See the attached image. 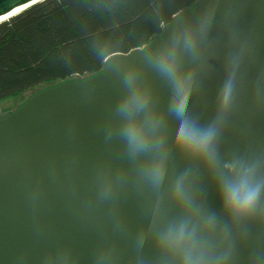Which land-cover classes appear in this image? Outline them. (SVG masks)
Instances as JSON below:
<instances>
[{
	"label": "water",
	"instance_id": "water-1",
	"mask_svg": "<svg viewBox=\"0 0 264 264\" xmlns=\"http://www.w3.org/2000/svg\"><path fill=\"white\" fill-rule=\"evenodd\" d=\"M35 5L0 0V16L23 9L11 20ZM186 39L193 41L195 55L185 48ZM165 54L174 55L180 74L191 76L188 114L203 125L220 112L223 85L233 79L218 149L223 160L256 165L264 178V0H202L161 38L152 37L150 47L112 55L98 75L46 90L0 115V264H160L141 210L148 194L116 184L121 172L134 174L116 111L128 95L129 73L151 101L137 120L159 121L154 135L167 153L168 215L179 214L168 198L172 180L192 168L198 198L207 211L220 214V229H231L227 241L220 229L215 235L218 252L231 249L225 264H264V216L234 223L221 211L217 178L171 144L173 89L146 59ZM107 186L112 196L105 200Z\"/></svg>",
	"mask_w": 264,
	"mask_h": 264
},
{
	"label": "clouds",
	"instance_id": "clouds-1",
	"mask_svg": "<svg viewBox=\"0 0 264 264\" xmlns=\"http://www.w3.org/2000/svg\"><path fill=\"white\" fill-rule=\"evenodd\" d=\"M43 2L36 0L37 4ZM184 46L195 55V45L191 39H186ZM146 59L173 89L169 113L176 123L171 144L190 160L202 162L217 178L221 211L237 224L253 216H264V209L260 206L264 178L260 177L258 167L241 159L223 160L218 149L224 117L233 97V79L230 77L223 85L220 112L213 122L203 125L188 114L192 96L191 76L179 73L174 55ZM124 84L128 95L116 110L124 121L119 139L125 145L134 174L121 172L116 177V184L148 194L141 203V210L148 221L149 233L154 237L160 264H225L231 249L223 253L216 250L215 235L220 229V214L207 211L198 198L192 168L184 169L172 180L168 198L179 209V214L175 217L168 215L163 191L167 153H162L165 147L163 139L154 135L159 121L148 118L141 123L137 120V116L149 108L150 97L138 86L134 73L124 77ZM154 153L162 154L155 157ZM111 196L112 187H104L102 199L107 200ZM230 235L231 229H220L222 240L227 241ZM145 239L144 234L138 237V249H143Z\"/></svg>",
	"mask_w": 264,
	"mask_h": 264
},
{
	"label": "trees",
	"instance_id": "trees-1",
	"mask_svg": "<svg viewBox=\"0 0 264 264\" xmlns=\"http://www.w3.org/2000/svg\"><path fill=\"white\" fill-rule=\"evenodd\" d=\"M202 0H46L0 25V103L90 79Z\"/></svg>",
	"mask_w": 264,
	"mask_h": 264
},
{
	"label": "rangeland",
	"instance_id": "rangeland-1",
	"mask_svg": "<svg viewBox=\"0 0 264 264\" xmlns=\"http://www.w3.org/2000/svg\"><path fill=\"white\" fill-rule=\"evenodd\" d=\"M26 96L19 97L14 100H7L0 103V115L11 113L16 106H18Z\"/></svg>",
	"mask_w": 264,
	"mask_h": 264
},
{
	"label": "snow or ice",
	"instance_id": "snow-or-ice-1",
	"mask_svg": "<svg viewBox=\"0 0 264 264\" xmlns=\"http://www.w3.org/2000/svg\"><path fill=\"white\" fill-rule=\"evenodd\" d=\"M32 3H36V0H32ZM19 11H21V9L17 8L15 11L9 12L7 16H0V21L7 20L10 16H14Z\"/></svg>",
	"mask_w": 264,
	"mask_h": 264
},
{
	"label": "bare ground",
	"instance_id": "bare-ground-1",
	"mask_svg": "<svg viewBox=\"0 0 264 264\" xmlns=\"http://www.w3.org/2000/svg\"><path fill=\"white\" fill-rule=\"evenodd\" d=\"M26 8V7H25ZM21 10H23V9H21ZM20 12V11H19ZM19 12H17L15 15H17ZM12 17V16H11ZM7 20H9V18L7 19ZM7 20H3V21H1L0 23H2V22H5V21H7Z\"/></svg>",
	"mask_w": 264,
	"mask_h": 264
}]
</instances>
